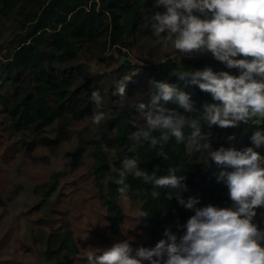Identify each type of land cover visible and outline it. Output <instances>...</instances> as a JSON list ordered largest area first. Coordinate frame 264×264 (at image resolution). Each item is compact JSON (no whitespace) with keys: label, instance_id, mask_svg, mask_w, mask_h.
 Returning <instances> with one entry per match:
<instances>
[{"label":"trees","instance_id":"trees-1","mask_svg":"<svg viewBox=\"0 0 264 264\" xmlns=\"http://www.w3.org/2000/svg\"><path fill=\"white\" fill-rule=\"evenodd\" d=\"M158 7L157 0H0V25L6 19L12 22L10 36L0 45V112L10 118V127L17 135L28 134L34 137L33 140L41 138L43 141L48 127L56 125L55 130L60 135L70 119H91L95 111L92 92L98 90L101 94V91L89 67L80 62L79 58L86 53L102 56L113 48L122 58L113 73L122 80L130 78L125 97L144 95L142 100L123 106L117 104L119 97H114L111 92L108 98L102 97V110L107 113V119L94 125L87 152L93 160L91 172L105 212L104 219L113 235L120 232L125 217L118 203L120 186L114 182L120 177L118 171H112L113 167L119 170L124 159L135 157L139 168L150 175L159 168L157 177L167 175L168 167L181 168L177 174L185 177L186 190L154 187L132 172L126 174L127 195L137 204L138 216L141 211L149 214L138 217L144 238L138 249L154 248L161 239H166V229L178 238L186 233L183 226L195 213L180 204L179 199L185 202L189 198L198 199L200 203L196 207L199 208L208 205L234 208L227 186L216 179L222 169L208 159L202 149L197 150L187 142L177 144L172 138L164 145L169 157L165 161L158 156L159 145L153 149L148 141L132 139V133L145 126L144 120L138 119L141 115L138 105L150 104V95L154 91L150 81L167 82L190 94L196 108L193 113H186L175 103L165 106L186 117L198 118L205 103L216 102L211 94L193 85L190 77L181 80L179 76L205 67H211L214 72H229L234 77L240 74L239 69L226 68L213 55L199 61L167 58L157 63L132 64L124 50L132 48L140 35L145 37L152 33L148 22L152 14L159 11ZM235 59L250 58L238 56ZM202 131L212 133L213 150L220 147L242 150L253 147L251 137L256 131H264V119L230 128L213 126L209 129L202 124ZM189 132L186 128L185 134ZM160 134L159 130L152 133L155 137ZM230 136L234 139L229 140ZM255 150L264 156V147ZM56 187V179L35 187L41 203ZM152 191L159 192V198L154 199ZM256 211L253 223L264 230V207ZM67 235L56 234L58 245L54 250L50 240L47 241L45 254L49 261L62 248L67 249V260L77 254L75 244L66 245ZM133 258L139 259L135 254Z\"/></svg>","mask_w":264,"mask_h":264},{"label":"clouds","instance_id":"clouds-1","mask_svg":"<svg viewBox=\"0 0 264 264\" xmlns=\"http://www.w3.org/2000/svg\"><path fill=\"white\" fill-rule=\"evenodd\" d=\"M158 6H163L165 11L151 17L157 37L163 34L165 43L171 41L175 49L184 53L206 49L215 60L228 69H239L240 74L234 77L229 72H214L211 67H205L179 76L181 80L190 77L193 85L211 94L216 102L205 103L198 118L186 117L165 106L175 103L186 113H193L196 108L190 94L167 82L150 81L154 88L151 102L138 105L145 126L132 133V139L148 141L153 149L159 145L158 156L165 161L169 157L164 145L172 138L177 144L187 142L197 150L202 149L222 169L216 179L227 186L234 208L212 205L199 208L198 199L189 198L187 202L179 199L180 204L195 213L183 226L186 228L183 236L178 238L166 229V239H161L152 249L134 250L128 240L105 250L89 248L88 264H142L144 260L149 264H264V230L253 223L256 209L264 207V156L255 150L264 147V131H256L251 137L253 147L242 150L224 147L213 150L212 133L202 131V124L209 129L230 128L264 119V0H158ZM238 56L250 59H235ZM129 80H120L113 95L124 97ZM91 99L95 105L92 123L100 125L107 119V113L102 110L103 98L95 90ZM186 128L190 129L188 135ZM158 130L160 136H153ZM112 171L119 173L120 178L114 182L120 186L118 191L123 200L130 199L129 185L125 183L128 172L154 187L186 190L185 177L177 174L180 167H168L167 175L157 177L159 168L150 175L139 168L134 157L124 159L122 168L113 167ZM151 195L156 199L160 193L152 191ZM148 215L139 213L141 218ZM134 251L139 259L133 258Z\"/></svg>","mask_w":264,"mask_h":264},{"label":"rangeland","instance_id":"rangeland-1","mask_svg":"<svg viewBox=\"0 0 264 264\" xmlns=\"http://www.w3.org/2000/svg\"><path fill=\"white\" fill-rule=\"evenodd\" d=\"M158 9L160 13L165 11L163 6ZM151 22L149 18L148 24ZM11 28L10 19L0 25V45L10 36ZM124 52L132 64L157 63L167 58L178 60L189 54L175 49L171 41L165 43L163 34L157 37L153 30L148 36L137 37L134 46ZM79 59L97 79L101 96L108 98L109 92L113 95L122 80L113 73L122 61L119 54L111 48L102 56L86 53ZM1 69L0 66V72ZM143 96L128 99L118 96L116 100L123 106L142 100ZM138 119L143 122L141 115ZM93 128L90 118L70 119L60 135L53 125L45 129L43 141L41 138L36 141L32 135L13 132L10 118L0 112V264H88L87 249L105 250L123 240L130 241L134 250L138 249L144 240L143 231L137 204L130 196L129 200L118 196L125 216L118 234L109 232L104 219L91 172L93 160L87 155ZM54 179L56 190L42 204L35 187ZM64 233H68L66 245L75 244L77 254L67 260V249L62 248L49 261L45 254L47 241L50 240L54 250L58 245L56 234Z\"/></svg>","mask_w":264,"mask_h":264},{"label":"built area","instance_id":"built-area-1","mask_svg":"<svg viewBox=\"0 0 264 264\" xmlns=\"http://www.w3.org/2000/svg\"><path fill=\"white\" fill-rule=\"evenodd\" d=\"M212 54L205 50H197L193 53H189L188 55H184L182 58L187 60L199 61L202 59H206L210 57Z\"/></svg>","mask_w":264,"mask_h":264}]
</instances>
